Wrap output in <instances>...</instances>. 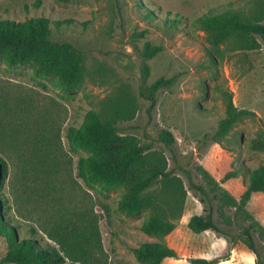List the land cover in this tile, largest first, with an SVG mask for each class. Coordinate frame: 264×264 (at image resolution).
I'll return each instance as SVG.
<instances>
[{
	"label": "rangeland",
	"instance_id": "1",
	"mask_svg": "<svg viewBox=\"0 0 264 264\" xmlns=\"http://www.w3.org/2000/svg\"><path fill=\"white\" fill-rule=\"evenodd\" d=\"M257 3L0 0V19H48L50 40L79 50L84 62L77 88L64 93L56 87V77H34L33 62L9 65L0 60V157L8 167L0 187V223L17 227L19 240L29 238L34 229L42 245L56 246L50 235L62 232L75 238L90 217L97 222L107 264H141L132 249L157 240L139 230L148 212L126 217L117 208L121 190L85 187L76 177L77 160L85 153L72 151L66 140L68 129L79 128L86 112L100 109L107 99H120L131 116L118 123V134L162 154L167 170L188 189L182 217L163 239L180 258L162 264L220 257L217 264H256L241 238L242 228L248 226L253 228L259 259L264 260V194H253L236 212V207L219 200L220 194L214 199L208 192L212 180L238 204L248 173L264 166V153L251 147L264 128V44L255 50L229 43L214 46L196 24L205 14L225 10L250 15ZM146 47L154 54L148 56ZM158 80L164 83L152 91ZM228 94L238 109L255 116L217 137ZM160 130L174 136L172 149L158 140ZM235 170L240 172L235 179H224ZM190 184L203 185L206 195L189 190ZM204 208L228 233L229 249L226 240L211 231L195 234L188 229L189 218ZM8 247L0 233V259Z\"/></svg>",
	"mask_w": 264,
	"mask_h": 264
},
{
	"label": "trees",
	"instance_id": "2",
	"mask_svg": "<svg viewBox=\"0 0 264 264\" xmlns=\"http://www.w3.org/2000/svg\"><path fill=\"white\" fill-rule=\"evenodd\" d=\"M58 23V22H57ZM205 39L214 46L229 43L242 50H255L264 44V0H258L257 9L250 15L234 10H225L215 14H205L196 20ZM58 26V25H57ZM51 22L41 17H29L24 20L0 19V60L7 64H26L33 62V76L40 79L56 77L55 85L64 93H72L84 75L82 53L66 43L50 40ZM148 56L154 50L146 47ZM164 82L156 81L152 91ZM131 110L120 99H107L98 110L86 112L82 125L69 128L66 140L72 151H83L76 163V177L87 188L99 186L103 191L121 190L117 208L126 217H135L147 211L148 215L139 230L157 238L132 249L135 259L141 264H162L165 259H179L178 254L167 247L163 239L178 225L184 209L187 191L181 179L167 170L162 154L149 152L138 141L129 136H121L117 125L129 119ZM254 113L238 109L228 94L225 101L224 118L217 124L215 135H227L244 118ZM158 140L172 149L176 140L172 133L160 130ZM255 151L264 153V128L251 141ZM7 163L0 157V187L8 174ZM240 172L230 171L224 179H235ZM207 176V175H205ZM248 183L239 203L233 201L211 180L208 192L214 199L218 194L225 205L236 207L241 212L253 194H264V166L248 173ZM196 189L203 195L207 191L203 185L190 184L189 190ZM205 203L203 197L198 198ZM239 214V213H235ZM188 229L200 234L211 231L226 240L228 249L232 244L228 233L215 223L213 213L203 209L202 214L193 215L187 223ZM252 226L242 228L243 243L255 256L256 264H264L259 259L258 250L252 236ZM15 232L18 228L0 223V233L8 241V251L0 259V264H107L97 222L88 218L85 228L74 238L72 234L57 232L50 235L56 246L42 245L36 238L34 229L29 238L19 240ZM67 234V233H66ZM222 257L212 260L188 259L190 264H217Z\"/></svg>",
	"mask_w": 264,
	"mask_h": 264
},
{
	"label": "crops",
	"instance_id": "3",
	"mask_svg": "<svg viewBox=\"0 0 264 264\" xmlns=\"http://www.w3.org/2000/svg\"><path fill=\"white\" fill-rule=\"evenodd\" d=\"M170 260H174V259H170Z\"/></svg>",
	"mask_w": 264,
	"mask_h": 264
}]
</instances>
